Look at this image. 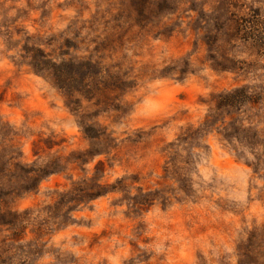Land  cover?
Returning <instances> with one entry per match:
<instances>
[{
	"label": "rangeland",
	"instance_id": "rangeland-1",
	"mask_svg": "<svg viewBox=\"0 0 264 264\" xmlns=\"http://www.w3.org/2000/svg\"><path fill=\"white\" fill-rule=\"evenodd\" d=\"M0 264H264V0H0Z\"/></svg>",
	"mask_w": 264,
	"mask_h": 264
}]
</instances>
